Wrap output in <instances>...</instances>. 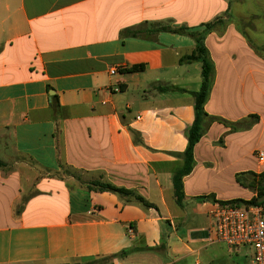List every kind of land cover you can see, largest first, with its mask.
I'll return each mask as SVG.
<instances>
[{"label":"crops","instance_id":"1","mask_svg":"<svg viewBox=\"0 0 264 264\" xmlns=\"http://www.w3.org/2000/svg\"><path fill=\"white\" fill-rule=\"evenodd\" d=\"M263 12L264 0H0V264H203L204 251V264H252L208 237L214 204L247 199L264 172V51L238 24ZM153 25L175 32L127 33ZM191 34L213 65L204 111L224 124L195 146L179 202L203 83Z\"/></svg>","mask_w":264,"mask_h":264},{"label":"built area","instance_id":"2","mask_svg":"<svg viewBox=\"0 0 264 264\" xmlns=\"http://www.w3.org/2000/svg\"><path fill=\"white\" fill-rule=\"evenodd\" d=\"M111 76L119 75L117 68L110 69ZM120 92L121 87L113 89ZM260 167L264 166V151L256 150ZM212 224L208 240L223 243L231 251L240 248L252 250V264H264V206L242 204L236 201L218 202L211 212Z\"/></svg>","mask_w":264,"mask_h":264},{"label":"trees","instance_id":"3","mask_svg":"<svg viewBox=\"0 0 264 264\" xmlns=\"http://www.w3.org/2000/svg\"><path fill=\"white\" fill-rule=\"evenodd\" d=\"M218 22L215 21L211 24H208L207 27L215 25ZM152 28L148 30H128V35L132 37H144L148 36V34H157L162 31H169L175 32L170 27L167 26H160V25H153ZM179 32H183V30H179ZM191 36L195 39L197 47L194 54L191 56L192 59H200L202 63V75H203V83L201 91L196 95V102H195V122L191 129L188 132V147L183 154L184 163L183 167L179 170V172L174 176V184L175 190L177 194L178 201L181 202L183 197L182 192V178L186 175H189L193 168H194V148L197 143L200 141L202 137V124L203 121L207 116L204 111V105L208 99L210 89H211V79L213 75V65L208 56L207 50L204 47L203 39L204 36L200 34H191ZM140 67H135L132 70L137 71ZM58 101L56 97H53V106L57 107ZM216 119V118H212ZM2 163L0 162V167ZM100 187L101 191H108L118 195H129L133 196L131 191H128L123 188L115 187L111 184L99 183L97 184ZM135 199L145 207H151V205L144 201L143 198L135 196ZM260 198H257L253 201H244V200H235L238 203L242 204H257L262 205L264 202H259Z\"/></svg>","mask_w":264,"mask_h":264},{"label":"rangeland","instance_id":"4","mask_svg":"<svg viewBox=\"0 0 264 264\" xmlns=\"http://www.w3.org/2000/svg\"><path fill=\"white\" fill-rule=\"evenodd\" d=\"M247 10L254 11L257 9L255 5H253L251 2H248L246 4ZM259 10V9H257ZM239 27L248 35V38L250 41H252V44L257 50L264 51V12L255 16L247 17L241 21H239ZM152 28V27H150ZM145 30V29H144ZM148 30V29H147ZM213 123H219L224 124L223 121L219 119H212L209 117H206L202 124V133H206L209 127ZM203 135V134H202ZM223 142V138L220 139V143ZM251 178L254 176V181L252 183L246 184V186L253 192V194L247 195V199H243L244 201H253L257 198L259 199V202H264V172L257 176L253 175V173H250ZM264 206V204H262ZM194 221L190 219L187 224H193ZM213 249V247H210L209 250ZM249 255L252 256V250H248L247 252ZM202 260L203 264L206 263V253L205 251L202 254ZM250 260V259H249ZM188 264H195L196 258H188L187 260ZM96 264L104 263L103 260L95 262ZM184 264V263H181Z\"/></svg>","mask_w":264,"mask_h":264}]
</instances>
